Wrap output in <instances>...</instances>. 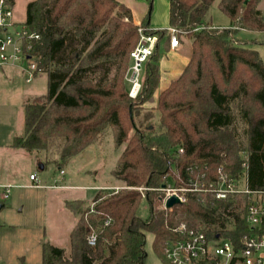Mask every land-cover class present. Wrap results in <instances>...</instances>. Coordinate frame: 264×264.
<instances>
[{
  "label": "trees",
  "instance_id": "obj_1",
  "mask_svg": "<svg viewBox=\"0 0 264 264\" xmlns=\"http://www.w3.org/2000/svg\"><path fill=\"white\" fill-rule=\"evenodd\" d=\"M145 1L148 11L139 25L117 0H33L26 5L22 25L40 37L31 53L47 85L44 96L24 103L23 133L11 147L43 154V169L55 154L60 168L109 129L114 146L124 145L112 176L122 187L146 188L99 189L92 207L83 211L79 201L66 202L77 215L69 251L43 242L38 264H146V234L152 235L153 254L170 264L164 243L178 239L174 229L181 223L207 237L219 233L234 241L248 231L240 203L232 198L187 192L184 203L167 209L160 188H189L193 179H212L219 166L235 179L245 173L249 188L260 186L264 64L237 37L241 30L264 32L260 0H218L217 8L229 20L225 28L205 22L216 0H168L169 26L192 39L191 56L181 75L158 94V124L151 130L136 128L134 118L159 86V43L166 36L149 29L151 0ZM139 26L157 34L158 42L144 65L140 91L130 98L125 76ZM143 199L146 219L137 216Z\"/></svg>",
  "mask_w": 264,
  "mask_h": 264
},
{
  "label": "rangeland",
  "instance_id": "obj_2",
  "mask_svg": "<svg viewBox=\"0 0 264 264\" xmlns=\"http://www.w3.org/2000/svg\"><path fill=\"white\" fill-rule=\"evenodd\" d=\"M22 1L16 2L15 12L12 7L11 20L15 26L21 25L24 21L26 6L23 8ZM136 1L142 2L141 7L136 8L138 15L144 8L146 14L148 11L147 2L145 0ZM165 2L166 0H151L149 19L167 23ZM217 2L218 0L208 9L205 22H210L213 27H228L229 20L217 8ZM257 9L264 16V0L259 1ZM134 24L136 23L134 22ZM13 31L14 28H8L6 35H12ZM237 37L242 43L257 51L264 64V32L241 30ZM0 38H4V35H0ZM185 39L192 42V39L187 36ZM163 40L166 41V37ZM165 55L166 53L160 45L159 58ZM144 65L140 74L141 78ZM12 66L14 67H7L4 69L5 71H0V80H3L6 91L4 96L6 100L2 105L4 109L0 112V134H4V137L7 130L12 128L16 130L19 127L22 129L23 127L21 101L25 92H31V95H35L34 97H40L46 93L47 85L45 73H37L31 82L26 83L25 63ZM127 75L125 81L129 87ZM156 103L157 97H154L143 105V110L134 118L136 128L151 130L157 127L159 114L154 110ZM1 104L0 101V106ZM131 134L132 132L129 133V136ZM8 144L10 142H0V173H16V175L20 173V180L10 189H6V197L0 200L1 204L6 205L0 210V223L4 228L1 258L8 259L9 264H38L41 262L43 242L64 249L68 253L69 233L77 215L68 210L66 202L79 201L81 203L80 211H83L92 207L93 197L99 189H106L109 192L114 188L121 187L122 183L112 176V171L116 168L117 159L124 145L116 148L112 133L108 129L97 142L85 148L60 168L54 163L58 159V156L54 154L49 156V160L53 162L47 164L45 169L39 170L38 165L44 162L43 154L37 152L26 154L25 151L20 150L14 152L9 149ZM22 153L23 155H21ZM22 170L24 175L21 174ZM60 170L63 173H60ZM30 172L36 175L35 182L29 180ZM243 183L242 181V185H244ZM143 191L145 190L141 192ZM137 216L141 219H146L148 216V207L144 199L137 211ZM10 226L13 227L11 230H9ZM145 237L146 264H162L161 260L152 252V235L146 234Z\"/></svg>",
  "mask_w": 264,
  "mask_h": 264
},
{
  "label": "built area",
  "instance_id": "obj_3",
  "mask_svg": "<svg viewBox=\"0 0 264 264\" xmlns=\"http://www.w3.org/2000/svg\"><path fill=\"white\" fill-rule=\"evenodd\" d=\"M12 7L6 0H0V35H4V38H0V68L4 65L25 63V82L29 83L38 71V58L31 53L32 44L40 37L22 24L15 26L12 23ZM10 27L14 28V31L12 35H6ZM146 30L138 27L139 39L130 53L131 66L127 75L130 98L138 95L141 88L142 66L148 61L158 42V35L148 34ZM156 31L164 32L170 48L177 47L179 37L186 35L185 31L173 26ZM182 152V149L178 150V153ZM245 167L243 163L242 168ZM60 173H63L62 170ZM201 178H205V175ZM29 179L35 181L36 177L30 175ZM120 189H134L140 192L146 190L142 187L122 186L113 190ZM160 190L164 192L163 205L171 196H176L180 203H184L187 192L210 193L217 200L232 198L240 203L244 213L243 222L248 228L238 241H234L219 233L212 238L207 237L203 230L189 228L181 223L174 229L178 239L164 243V254L170 264H264V176L258 188H249L246 185L245 173L235 179L223 166H219L212 179L208 176L203 182L193 179L189 188H174L167 184ZM88 243L93 246L95 237L91 236Z\"/></svg>",
  "mask_w": 264,
  "mask_h": 264
},
{
  "label": "crops",
  "instance_id": "obj_4",
  "mask_svg": "<svg viewBox=\"0 0 264 264\" xmlns=\"http://www.w3.org/2000/svg\"><path fill=\"white\" fill-rule=\"evenodd\" d=\"M17 1H19V0H14V4H13L14 12L16 9L15 4ZM30 1H33V0H23L22 1L23 8ZM117 1L120 3H123L124 5L127 6L132 12L133 21L137 25L140 24L142 18L145 15V13H144L145 8L141 11V13H139V15L136 11V8L141 7L140 4H142V2L136 1V0H117ZM165 3H166L165 5L167 6L166 7L167 23L162 22V21L158 22L156 20L149 19V29L150 30H153V31L164 30L167 27H169V23H168L169 1L166 0ZM24 19H25V17H24ZM185 37H186L185 35L179 37L178 46L175 48L169 47V41L168 40L165 41L162 39L160 41L159 49H160V45H161V48L164 49L166 55L159 58V62H158L159 64L158 65H159V73H160V84H159V88L155 92V95L153 96V98L154 97L156 98L158 95V92L161 91L163 88H165L168 85V83H170L171 81L176 79L179 76V74L181 73L184 66L187 64L189 57H190V54H191V42L186 40ZM7 67H14V66L4 65L3 67L0 68V71H3ZM5 94H6V91L4 90V82H3V80H0V101L2 103L0 106V112L3 111V109H4V108H2V105H4L5 100H6V97H4ZM31 94H32L31 92H25V94L23 95V98L21 101L22 110H23V105L25 102L35 100L37 98L44 96V95H42L40 97H34L35 95H31ZM22 133H23V127H22V129H20V127H19L16 130H15V128L9 129L6 132L5 137H4V134H0V142H10V144H8V147L10 150H12L14 152L19 151V150L24 151L22 149L11 147V143H12L13 138L16 136H20ZM25 153L27 154L28 152L25 151ZM28 154H32V153H28ZM21 155H23V153ZM21 174L24 175L23 170H22ZM30 175H35V174L30 172L28 176L30 177ZM19 176H20V173L18 175H16V173H13V174H8V173H4V172L0 173V189H1L0 200L4 199L6 197V194H7L6 189H10L12 186L16 185L17 181L20 180ZM35 177H36V175H35ZM36 179H37V177H36ZM35 181H31V182H35ZM4 206H6V205L0 203V210L3 209ZM11 227L12 226L9 227V230H11ZM3 231H4L3 225L0 223V264L8 263V259L6 260L4 258V260H5V263H4V260L1 258L2 257V235H3ZM12 231H13V229H12Z\"/></svg>",
  "mask_w": 264,
  "mask_h": 264
},
{
  "label": "water",
  "instance_id": "obj_5",
  "mask_svg": "<svg viewBox=\"0 0 264 264\" xmlns=\"http://www.w3.org/2000/svg\"><path fill=\"white\" fill-rule=\"evenodd\" d=\"M39 170H43V166L41 164L38 165ZM165 185H162V188H164ZM179 200L176 196H171L169 197L165 202H164V207L165 208H171L172 206L179 204Z\"/></svg>",
  "mask_w": 264,
  "mask_h": 264
}]
</instances>
